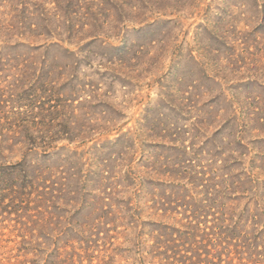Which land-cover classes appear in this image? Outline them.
<instances>
[{"label":"trees","instance_id":"1","mask_svg":"<svg viewBox=\"0 0 264 264\" xmlns=\"http://www.w3.org/2000/svg\"><path fill=\"white\" fill-rule=\"evenodd\" d=\"M54 27L50 21L12 23L0 18V70L7 66L34 70L32 66L39 64L41 70L48 69L50 78L60 68L76 67V53L64 48L60 38L47 43ZM68 28L73 30L74 25ZM33 31L40 32L29 35ZM51 47H57L60 54L50 58ZM74 81V76L64 80L72 90ZM244 85L243 94L256 88L251 83ZM31 96L39 94L26 85L0 91V106L23 114L28 108L31 112L40 107L48 115L64 117L65 129H0V264H93L96 257L90 253L101 241L117 242L118 248L140 247L150 241L156 247V260L150 264H264V94L259 103L244 106L253 113L238 118L207 122V113L197 108L201 115L194 123L211 135L207 136L211 146L224 145L225 157L203 177L195 169L188 173L181 162L182 181L166 183L170 195L162 192L157 197L156 221L141 220L132 201L143 196L135 165L136 146L141 143L135 128L124 132L119 114L93 117L89 111L78 112L74 90L63 93L57 104L45 101L38 106L36 99L30 102ZM25 98L28 104L23 103ZM101 104L111 106L105 98ZM70 124L87 128L72 131ZM113 131L118 136L111 139ZM97 133L105 140L100 138L95 145L91 165L84 154L95 148L89 143L96 141ZM116 145L119 148L112 149ZM19 152V157L10 159ZM148 181L156 185L155 178ZM145 224L156 229L144 233ZM117 255L119 260L113 256L111 262L101 263L103 258L98 264L129 261L121 251Z\"/></svg>","mask_w":264,"mask_h":264},{"label":"rangeland","instance_id":"2","mask_svg":"<svg viewBox=\"0 0 264 264\" xmlns=\"http://www.w3.org/2000/svg\"><path fill=\"white\" fill-rule=\"evenodd\" d=\"M0 18L12 23L24 19L29 23L53 22L54 31L46 37L47 43L60 38L61 45L74 51L78 60L76 67L60 68L50 78L48 69L41 70L39 64L32 66L34 70L23 71L7 66L0 70L2 93L26 85L29 91L38 92L39 96H31L30 102L36 99L39 106L45 101L57 104L63 93L74 90L78 112L89 111L93 117L119 114L124 132L135 128L137 141L141 142L136 146L135 165L143 196L132 201L144 221H156L160 207L157 197L171 192L165 184L182 181L181 162L188 173L195 169L203 177L225 157L224 145L211 146L207 137L211 135L194 123L201 115L199 111L207 113V122L214 118L218 122L251 114L252 110L244 106L263 100L264 91L257 83L264 86V0H0ZM70 23L73 30L68 28ZM49 52L50 58L60 54L57 47ZM71 76L75 78L73 90L64 82ZM249 83L256 88L250 87L249 94L241 93L244 84ZM104 98L111 106L101 104ZM209 100L215 102L205 105ZM23 103L29 100L25 98ZM7 110L0 106V129H65L64 117L48 115L40 107L31 112L28 108L25 114ZM74 127L69 125L72 131L87 128ZM111 133V139L118 136L116 131ZM96 136V141L89 143L95 148L84 154L91 165L97 153L95 145L100 138L101 142L105 140V136ZM152 141L156 145L148 146ZM115 147L119 145L112 149ZM198 147L202 150H195ZM20 155L13 154L10 159ZM149 178H155L156 185L149 184ZM154 229L155 225L145 224L143 232ZM113 242L94 244L90 253L96 257L93 264L103 258L101 263H109L120 251L124 258L129 257L124 264H150L156 260V247L150 241L140 247L119 246L121 249Z\"/></svg>","mask_w":264,"mask_h":264}]
</instances>
